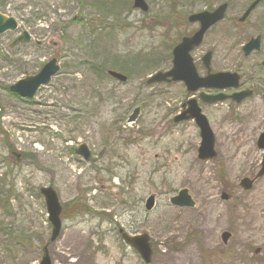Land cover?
Instances as JSON below:
<instances>
[{
	"label": "rangeland",
	"instance_id": "obj_1",
	"mask_svg": "<svg viewBox=\"0 0 264 264\" xmlns=\"http://www.w3.org/2000/svg\"><path fill=\"white\" fill-rule=\"evenodd\" d=\"M107 1L113 13L108 23L117 28L90 34L79 19L103 25L95 6L83 12L76 0H0V11L20 24L17 32L0 35V179L8 175L13 194L11 211L0 209V264H39L45 245L53 264H145L120 229L150 236V264H264V176L250 190L239 185L259 169L261 152L253 141L264 130L263 117L239 109L248 119L240 126L227 118L226 104L211 110L221 156L202 161L195 124L172 122L179 87L146 84L171 64L164 55L180 31H166L168 16L175 20L184 9L207 3L183 9L182 0H147L150 10L142 13L132 9V0ZM251 1L231 0L233 26L228 40L218 35L221 49L261 28L262 6L238 22ZM24 30L33 41L10 49ZM53 57L61 72L33 99L7 90ZM108 70L128 81L109 77ZM136 107L137 120L129 124ZM243 138L248 141L237 146ZM81 144L91 150L89 161L75 152ZM14 152L21 155L18 164ZM43 186H53L64 207L54 242ZM184 188L193 208L170 203ZM222 191L232 195L228 201L221 200ZM150 195L156 205L148 212ZM225 230L232 234L227 244Z\"/></svg>",
	"mask_w": 264,
	"mask_h": 264
},
{
	"label": "flooded vegetation",
	"instance_id": "obj_2",
	"mask_svg": "<svg viewBox=\"0 0 264 264\" xmlns=\"http://www.w3.org/2000/svg\"><path fill=\"white\" fill-rule=\"evenodd\" d=\"M198 1H204L207 4L203 9H193L187 12L185 11L184 8L191 5L194 6V2ZM230 3L231 0H182L181 4H179V7L184 9V11L181 13V16L176 14L177 18L175 20H172L171 16H168V21L164 23V27L167 32H169L168 29L173 28H177V30L180 31L177 42L172 47L170 54L164 55V63L168 60L169 63H171L170 67L165 69L164 72H169L173 67L174 48L181 44L186 38H192L201 30L203 26L201 21H193L190 18L193 15H198L203 12L213 13L222 5L226 6L223 18L216 23L208 26V28L203 33L202 40L199 44L193 45L188 50V52H186L184 47L181 49V52L179 54V61L182 62L180 71L182 76L188 77L189 82H186V80H184L183 78L178 80L177 82H173L168 78L164 82V84L168 87H171L173 85H177L179 87L181 99L179 102V111L175 114V116L183 112L184 114L189 115L190 113H192V111L199 108L210 121L209 112L211 110H214L215 108H218V105L226 104L228 112L231 111L232 113V118L230 119V116L227 118L233 125L235 124V121L241 122L240 126L248 124V119H244L242 116L238 115L239 111L237 110L239 109L246 110L248 113L262 116L264 119V0H262V2L258 6L263 7V15L260 23L261 28L259 29L257 34L248 37L244 42L234 41L233 43H230L226 47L221 49L220 44L222 41H218V39L222 36L221 38H225V40H228L229 32L233 26V20L229 16V10L231 7ZM81 4L83 6V12H87V8H92L93 6L97 7V9H99V12L96 9V13H98L99 16H104V19L102 20H105V22H103V25L94 26L91 25L87 17V20H85L84 18H80V23L84 25V28L86 30L92 31L94 27V31H99L100 29L104 28V24L107 25L108 19L111 18L109 17L111 13L110 9L108 7L106 9V7L103 5L104 0H82ZM248 18L242 23H246ZM167 35L168 33H166V36ZM256 37H259V42L250 43V47H247L245 50V46L248 45L250 40ZM220 73H230L232 74V76H230L226 82H217L213 79V76ZM221 98L223 99L222 101L215 102V99ZM185 122H191L195 124L193 120L182 121L178 123L183 124ZM173 123L177 124L175 122ZM194 126L197 128L201 140V131L197 127V125ZM213 133L215 136L214 130ZM263 133L264 130H262L259 133L258 137L253 141L254 148L256 146V148L261 152V163L259 165V169L252 176H243L241 178L239 185L244 190H246V188L242 186V180L244 178H248L252 182L251 188L254 187L255 183L260 178L258 177V173L262 167V162L264 160V140H260ZM237 141V146H243V143L245 141L247 142L248 140L246 138H243ZM215 151L216 156H214L213 159L221 156L218 150L215 149ZM220 171H222V169ZM231 196L232 195L222 191L220 198H223V201H228Z\"/></svg>",
	"mask_w": 264,
	"mask_h": 264
},
{
	"label": "water",
	"instance_id": "obj_3",
	"mask_svg": "<svg viewBox=\"0 0 264 264\" xmlns=\"http://www.w3.org/2000/svg\"><path fill=\"white\" fill-rule=\"evenodd\" d=\"M261 0H255L247 9V11L244 13L240 21H244L248 15L251 13V11L259 4ZM134 7L140 8L143 11H148V5L145 3L144 0H134ZM225 5L219 7L215 12L213 13H201L198 15H193L190 19L191 20H199L203 23V26L201 30L195 34L192 38H187L184 40L183 43L178 45L174 49V66L172 70L168 73L164 72H158L155 75H153L150 79H148L147 83L151 84L154 82H164L166 77L170 76L172 77V80L177 81L180 78H184L186 80H189L188 77H180L181 75V65L182 62L179 61V54L181 52V49L184 47L186 52L193 46L197 45L201 42L202 35L204 31L207 29V27L218 20H220L223 17L224 11H225ZM18 23L17 21L12 17H6L0 13V34L6 32L7 30L15 31L17 29ZM30 35L26 32H24L20 37H18L11 46L17 45L18 43L22 42H28L30 40ZM257 39H252V42H259ZM250 45V44H249ZM247 48V47H246ZM189 60V59H188ZM60 70V65L57 64V59L53 58L50 61H48L42 69L34 74V75H28L25 78L17 81L15 84L11 85L9 87L11 92L16 93L20 97L23 98H33L35 94L37 93L38 89L43 86L47 85L51 82L52 77L56 75ZM109 74L113 76L114 78H117L121 81H126L127 77L114 72L109 71ZM232 76V74L229 73H220L215 76H213V79L217 82H226L228 78ZM139 112V108L135 109L133 114L129 118V122L135 121L137 114ZM189 118H195L196 123L201 128V136H202V143L199 148V158L200 159H208L212 158L216 155L214 152V137L210 130L209 123L204 115L200 113L198 109L194 110L190 116H185L184 114L177 116L174 121L178 122L181 120L189 119ZM260 140H264V134H262ZM77 153L82 155L86 160H88L91 157V152L88 149L86 145H81L77 149ZM264 173V161H263V167L259 173V175H262ZM251 181L248 178H245L242 180V186L244 188L249 189L251 187ZM41 194L44 196L46 209L49 215V222L52 225V234H51V241H55L61 232L62 222L60 219V214L62 211V207L59 201L58 194L56 190L52 186L48 187H42L40 189ZM171 203L176 206L180 207H192L195 205L192 197L189 195L187 189H182L179 191L177 196H174L171 198ZM155 204V197L150 196L146 201V209L151 210L154 207ZM122 232V230H121ZM230 236V233L225 232L222 235V238L224 242L228 240ZM123 239L130 244L133 248L136 249V251L140 254L142 259L146 263H150L152 260V248L150 245V237L147 234H142L138 236H129L126 233H122ZM39 264H52L47 246L44 247V255L40 261Z\"/></svg>",
	"mask_w": 264,
	"mask_h": 264
},
{
	"label": "trees",
	"instance_id": "obj_4",
	"mask_svg": "<svg viewBox=\"0 0 264 264\" xmlns=\"http://www.w3.org/2000/svg\"><path fill=\"white\" fill-rule=\"evenodd\" d=\"M5 176V177H4ZM2 179H0V209L3 211H11V199L13 197L12 193V187L11 182H5V178L8 175H4ZM5 182V183H4ZM6 188V189H5ZM8 188V189H7ZM2 222H0V227L2 228ZM7 235H9V231L7 232Z\"/></svg>",
	"mask_w": 264,
	"mask_h": 264
}]
</instances>
